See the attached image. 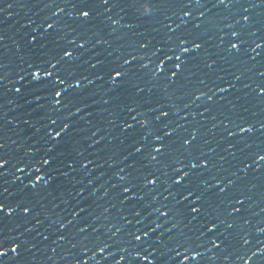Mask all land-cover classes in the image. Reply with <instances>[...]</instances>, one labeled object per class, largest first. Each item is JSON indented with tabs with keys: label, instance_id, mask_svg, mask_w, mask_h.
Segmentation results:
<instances>
[{
	"label": "snow or ice",
	"instance_id": "obj_1",
	"mask_svg": "<svg viewBox=\"0 0 264 264\" xmlns=\"http://www.w3.org/2000/svg\"><path fill=\"white\" fill-rule=\"evenodd\" d=\"M15 3L37 8L40 16L24 22L34 27L20 37L19 66L10 68L0 56V264H28L36 237L51 238L52 252L57 242L68 244L70 264H184L190 258L264 264V243L254 246L248 230L256 215L250 193L258 187L251 181L264 168V140L250 137L264 136V120L250 121L230 100L232 111L220 113L226 119L212 115L208 131L224 125L219 139L235 160L225 176V156L214 159L215 149L200 143L203 125L189 131L179 116L181 100L187 109L206 98L201 113H211L217 93L241 86L244 96L264 104V0ZM127 21L152 25L140 31L142 24ZM5 39L0 33V44ZM218 61L233 71L224 72ZM246 73L251 76L241 85ZM9 104L24 109L18 113L24 127H7L17 122L5 115ZM94 112L106 125L85 135ZM102 127L110 131L100 135ZM106 135L111 139L101 147ZM85 141L94 151L83 148ZM93 169L104 179L99 193L93 179L81 184L70 177ZM69 184L75 194L70 215L46 211V198L69 205ZM17 220L28 225L22 232L15 231ZM45 220L50 231L25 235Z\"/></svg>",
	"mask_w": 264,
	"mask_h": 264
},
{
	"label": "water",
	"instance_id": "obj_2",
	"mask_svg": "<svg viewBox=\"0 0 264 264\" xmlns=\"http://www.w3.org/2000/svg\"><path fill=\"white\" fill-rule=\"evenodd\" d=\"M13 3V7L7 8L5 7L6 4ZM244 7H249L248 3H243ZM222 7V6H221ZM0 8H3V12H0V33H2L6 39L0 44V56H2L7 62L9 63L10 68L15 69L19 66V61L21 59V49L18 47L23 43L22 39L20 38L22 36V33L26 30H29L30 27L33 26H27L25 25V20L28 18H31L33 20H36L38 22V18L40 16V12L37 8H32L31 10L22 9L18 6H16L15 0H4L3 4H0ZM208 8L210 11L219 12L218 9H211L212 4H208ZM257 12L260 11L259 8L256 9ZM8 13H11V15H8ZM197 15H199L197 13ZM127 22H133V23H139L143 26L139 29L140 31H144L146 27H150L152 25L151 21H127ZM198 22V21H197ZM6 48V50H5ZM262 56H264V53H262ZM259 59V58H258ZM218 64L220 65V68L224 70V72H232L233 69L230 68L227 65H224L222 62L218 61ZM15 73H13L14 75ZM223 75V73H221ZM251 74L246 73V78L243 79L240 84L247 82V78H250ZM225 79H228L226 77ZM225 81H219L218 83H221V87H228L227 84H223ZM211 86V84H209ZM240 86L238 85L237 88ZM248 91L246 89H243L241 86L239 91H237L236 88L230 89L227 93H217L214 97V100L216 101V105L213 107V111L211 113H201V110L203 107L208 106L209 102L206 100V98L202 99L199 103V107H197L196 104L190 105L189 108L185 109L183 106V101H180V109H179V116H183V119L188 121V123L184 124L185 128H188L189 131L197 125L202 124L203 127L201 128V136L199 138L200 143L203 145L204 149H215V152L213 153V158L216 159L219 156L223 155L225 156V160L221 162L223 164V167L225 169V172L223 175H227V172L232 171L235 166V160L233 157L227 155V149H226V143L224 141H221L219 139L220 135L222 134L220 129L224 127L223 124L217 123L216 128L212 129L211 131H208V129H211V126L215 121L211 119L212 115H215L217 120H224L226 119L225 116H221L220 113L224 112L225 114H229L232 111V104L228 103V101H232L237 105V108L235 109L236 112L239 114L245 116L247 119L253 122H259L261 120H264V104H259L256 102V100L251 96H244V93ZM226 96V100L220 101V96ZM237 96L240 97V99H237ZM99 98V97H97ZM95 107H103V104L92 106ZM247 108V112H243V109ZM24 111V109H17L13 105L9 104L5 106L4 112L5 115L8 117H15L16 123H9L7 127L9 129H19L24 127L22 121L19 120L18 113ZM94 111V109H93ZM188 112L187 116H184V113ZM100 115L98 113H93L92 119V125H87L85 127V135H90L92 131H94L96 126L106 125V121L100 119ZM106 115V113L104 114ZM179 116L176 119L177 123H180L181 120L179 119ZM202 116L208 117L207 121H204L202 119ZM86 120L89 118H85ZM183 122V121H182ZM83 123V122H82ZM81 127H84V125H81ZM110 130L107 127H102V131L100 135L105 134L106 132H109ZM179 131V130H178ZM112 135H115V132H111ZM181 135H187L188 133L180 132ZM11 139H15V135H13L11 132L9 133ZM252 140H264V136H261L259 132H256L254 134H251L250 137ZM111 139L109 136H105V141L101 142V147L104 143L108 142V140ZM207 139L208 143L203 144V140ZM91 143L90 141H85L83 143V148H86L89 152L94 151V149L88 148V144ZM14 146L9 144V149H12ZM96 147V146H93ZM237 147H242L241 145H237ZM63 149H58V151H62ZM220 165L218 164V167ZM106 167V165L104 166ZM98 169H93L87 176H84L83 173H76L71 174L70 177L75 175L78 179H80V183L84 184L86 183V180L91 178L93 179V182L95 185L98 186V193L102 191V187H99L103 184L104 179L99 178L97 176ZM260 173H264V168L258 170V172L255 174L256 179L252 180V183H256L258 185L257 189L254 190L253 193H250L252 195V200L250 201L252 204V208L250 209V212L256 213V215L251 216V225L249 226L248 230L250 231L252 235V244L255 246L256 241L259 240L260 242L264 243V232H257V228H264V183H259L260 181H264V176H261ZM251 179V177H249ZM70 191L68 193L69 199V205L66 206L64 203L61 202V198L57 197L56 200L52 201L50 198H46L47 202L45 203V210L55 214L60 213L61 215L67 217L70 215V206L74 201L75 194L71 191L72 185H68ZM102 202H104V198H100ZM53 203H55L57 206L54 208L52 207ZM27 215V214H24ZM41 216H43V213H41ZM17 222H20L17 220ZM29 224H34L35 221L31 220L28 222ZM51 223L50 220H45L44 223L40 225H36V227L32 230L31 233H25V235H35L37 231L40 232H48L50 229H47L45 227L46 224ZM21 226L19 229H15V231H23L24 227L28 226L23 222H20ZM11 226V225H10ZM167 235V234H166ZM47 244L48 247H45L44 245ZM51 238L44 242L40 240V237H36V248L31 250L30 256L32 259H29L28 256L25 257V259L28 260V264H70L71 257L66 256L65 252H71L73 251L71 247L68 244H61L60 242H57L55 245L56 251L52 252ZM99 255V254H98ZM207 256H212V252L206 253ZM88 264H94L93 261H89ZM103 264V262H102ZM121 264H126L125 261H121ZM140 264H149L148 261L140 262ZM184 264H195V262L191 261V258L189 261H185ZM210 264H227V262H223L222 259L212 260L210 261ZM249 264H255V261H249Z\"/></svg>",
	"mask_w": 264,
	"mask_h": 264
}]
</instances>
